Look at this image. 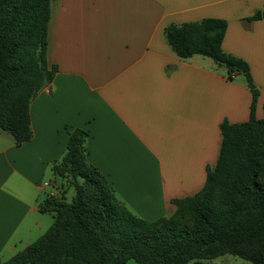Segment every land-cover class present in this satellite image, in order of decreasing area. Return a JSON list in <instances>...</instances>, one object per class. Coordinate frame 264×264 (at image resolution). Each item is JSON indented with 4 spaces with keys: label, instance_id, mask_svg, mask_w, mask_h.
<instances>
[{
    "label": "crops",
    "instance_id": "obj_1",
    "mask_svg": "<svg viewBox=\"0 0 264 264\" xmlns=\"http://www.w3.org/2000/svg\"><path fill=\"white\" fill-rule=\"evenodd\" d=\"M263 2L50 0L47 59L58 70L30 101L31 137L16 144L0 131V263L51 226L38 203L56 196L51 165L75 128L88 133V161L139 217H168L171 200L196 193L217 160L219 123L246 121L251 92L209 57L178 58L163 28L225 19L222 49L248 63L264 118V19L244 20Z\"/></svg>",
    "mask_w": 264,
    "mask_h": 264
},
{
    "label": "trees",
    "instance_id": "obj_2",
    "mask_svg": "<svg viewBox=\"0 0 264 264\" xmlns=\"http://www.w3.org/2000/svg\"><path fill=\"white\" fill-rule=\"evenodd\" d=\"M258 19H264V2L244 18ZM49 20L50 0H0V130L16 144L32 132L29 110L24 120L13 115L15 100L31 101L58 70L47 59ZM226 26L223 18L203 17L163 28L164 41L178 58L209 57L225 66L228 80L242 75L251 92L246 121L219 123L217 160L206 167L203 186L171 200L176 208L170 216L143 219L117 198L110 182L88 161V133L75 128L62 156L51 165L54 175L69 178L74 196L66 201L45 194L38 210L51 215V226L0 264H125L129 259L139 264H205L226 253L264 264V162L257 159L258 148L264 147V118L255 116L259 89L248 63L222 49Z\"/></svg>",
    "mask_w": 264,
    "mask_h": 264
},
{
    "label": "rangeland",
    "instance_id": "obj_3",
    "mask_svg": "<svg viewBox=\"0 0 264 264\" xmlns=\"http://www.w3.org/2000/svg\"><path fill=\"white\" fill-rule=\"evenodd\" d=\"M1 73L2 74H7L4 71L1 72ZM240 76L244 80V77L242 75H240ZM8 78L9 77H7L6 79H8ZM244 82H245V80H244ZM253 85H256L254 83V81H253ZM15 101H16V107L14 108L13 115H15V118H17V119L24 120L26 115H27V113H28V110H29L30 100L29 99L28 100H23L21 98H17ZM0 131H2V130H0ZM2 132H5V131H2ZM5 133H7V132H5ZM7 134H9V133H7ZM257 159H259L261 162H264V147L258 148V150H257ZM52 175L53 176H52V179H51V183L53 184V186H54V188L56 190V196L59 197V198H63L66 201H70L72 199V197L74 196V187L71 185L69 178L68 177H60V176L54 175L53 173H52ZM50 177H51V175H50ZM43 195H44V193L41 194L40 198L43 197ZM44 215H47V216L50 217V222H51L50 224H52L53 219H52L51 215L48 214V213H46ZM178 218L184 219V217H180V216H178ZM187 221L188 220L186 219V222ZM125 264H139V263H137L133 259H129V260L126 261ZM188 264H194V263L190 262ZM205 264H252V263L249 262V261H246V260H244V259H242L240 257H237L235 255L226 253L224 255H220V256H217L215 258H212V259H209V260H205Z\"/></svg>",
    "mask_w": 264,
    "mask_h": 264
},
{
    "label": "built area",
    "instance_id": "obj_4",
    "mask_svg": "<svg viewBox=\"0 0 264 264\" xmlns=\"http://www.w3.org/2000/svg\"><path fill=\"white\" fill-rule=\"evenodd\" d=\"M48 184H49V182H45V183H44L45 186L48 185Z\"/></svg>",
    "mask_w": 264,
    "mask_h": 264
},
{
    "label": "water",
    "instance_id": "obj_5",
    "mask_svg": "<svg viewBox=\"0 0 264 264\" xmlns=\"http://www.w3.org/2000/svg\"><path fill=\"white\" fill-rule=\"evenodd\" d=\"M251 87H252V85H251Z\"/></svg>",
    "mask_w": 264,
    "mask_h": 264
}]
</instances>
